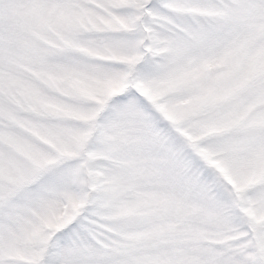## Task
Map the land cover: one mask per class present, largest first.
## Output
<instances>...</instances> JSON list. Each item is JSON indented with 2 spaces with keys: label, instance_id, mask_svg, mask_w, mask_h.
<instances>
[{
  "label": "snow or ice",
  "instance_id": "obj_1",
  "mask_svg": "<svg viewBox=\"0 0 264 264\" xmlns=\"http://www.w3.org/2000/svg\"><path fill=\"white\" fill-rule=\"evenodd\" d=\"M0 264H264V0H0Z\"/></svg>",
  "mask_w": 264,
  "mask_h": 264
}]
</instances>
